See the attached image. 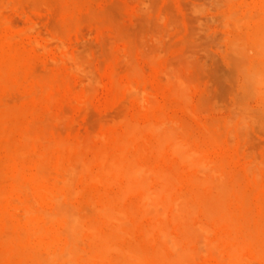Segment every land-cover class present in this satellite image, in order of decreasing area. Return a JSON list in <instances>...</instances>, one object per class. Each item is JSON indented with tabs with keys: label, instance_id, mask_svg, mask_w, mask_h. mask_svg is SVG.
Here are the masks:
<instances>
[{
	"label": "rangeland",
	"instance_id": "1",
	"mask_svg": "<svg viewBox=\"0 0 264 264\" xmlns=\"http://www.w3.org/2000/svg\"><path fill=\"white\" fill-rule=\"evenodd\" d=\"M244 19L247 20L245 23L244 21L240 22ZM39 20L41 22L44 20L45 25ZM32 22L38 25L33 26ZM0 23V34H3L7 27L12 29L13 36L17 34L22 36V38L16 36V39L19 37L17 40L14 37L15 43H20L19 45L22 46L28 44L27 49L32 56L27 73L18 72L13 79L0 81V172L3 166H8L16 161L15 152L17 151L15 150L22 149L23 151L24 148H29L31 151L24 149L25 152H29L25 159L28 163L33 155L32 147L35 146V143L38 152H44L43 150L46 147H51L50 145L53 147L49 149L52 158L44 164V169L48 168L45 170L46 173L49 170L55 173L50 175V171L48 172L52 178L57 174L53 157L58 155L60 142L67 146H70L67 143L73 144V150L83 155L86 160H92L93 155L96 160V155L99 152L111 148V140L102 139L103 134L111 132L121 134L122 123L126 118L142 122L148 115L152 118L160 116L168 121L171 120L170 122L174 123L178 131L180 128V132L185 133L184 137L195 149L207 154L210 163L214 162L210 171L204 172V179L209 178V183H212L211 180H213V184L222 180L221 183L228 188V192L230 191V201L222 211L223 215L231 214L238 217V226L258 233V222L262 214L261 204H264V168L262 167L264 165V96L259 95L253 87L250 90L249 86H246L249 82L246 75L254 66L264 65V49H262V45L264 48V0H0ZM11 25L16 28L13 29ZM32 27L36 28L32 30ZM78 27L79 30L81 29L80 31H78ZM24 29L25 34L22 33ZM65 33L66 36H64ZM34 38L39 39V45L42 43V45L51 44L45 53L42 50L44 49L42 45H34V42L33 44L30 42L31 40L36 41ZM60 38L61 40L65 38L64 41L67 42V45L65 42L63 43L69 52L67 53L68 58L64 56L66 61L71 58L74 60L70 56H74L75 53V57L80 59L81 66H86L82 69L85 74L84 72L80 73V70L78 73V69L77 73L74 71L77 68L73 65L74 61L69 65L62 58L64 48L58 47ZM82 41H85V44ZM35 46L38 47L35 48ZM57 47L60 49L57 50ZM57 55L58 57H56ZM54 59L60 64H55ZM149 59L151 62L148 61ZM120 60L121 64H119ZM91 63L92 67H90L93 69L89 67ZM71 65L74 67L73 69ZM243 65L247 68L244 69L245 71L242 69ZM68 68L71 70L70 73ZM241 69L244 74L246 73L245 75L241 74ZM33 74L43 80L32 78ZM175 74L181 75L182 78ZM66 77L69 81L66 80ZM111 78L117 84L119 82V85L132 82L134 89L140 90V93L138 91L136 93L134 90L131 91L134 92L131 93L132 95H129L128 92L125 94L123 91H116L114 94L105 92L107 90L105 87L111 82ZM174 79L186 81L183 82V87L186 86V96L182 95L184 99L179 97L181 95L172 93L176 81ZM167 80L171 82L169 83ZM141 81L144 83L138 86ZM69 84L73 86H69ZM34 86L37 87V90ZM262 89L264 90V86ZM187 90H190L191 93ZM252 90L255 92L251 93ZM42 91H46L45 94ZM141 92L143 95L145 92V96L141 97ZM256 92L257 94H255ZM133 94H138L140 97ZM146 94H151V98ZM4 96L10 98L6 100L3 98ZM131 96L132 98H129ZM152 96L158 103L155 106H151L149 101H154ZM22 97L25 99H21ZM134 97L141 101L135 98L136 101ZM188 98L191 100L189 101ZM74 99L76 100L74 101ZM50 101L53 103L51 104ZM4 102L7 104L6 106ZM148 104L150 105L147 106ZM152 104L156 103L152 102ZM184 105L186 106L184 107ZM147 107L149 108L147 109ZM247 108H250V111ZM113 109L117 110L113 111ZM246 112L247 114H245ZM238 114L239 116H237ZM65 115L66 119H64ZM235 115L236 117H234ZM227 119L230 126L233 125L234 131L229 124V127L227 126ZM240 119L242 121L239 122ZM32 121L35 122L34 126L31 125L34 123ZM41 121L45 123L42 124ZM37 122H39L38 125ZM106 122L108 123L106 124ZM232 122L233 124H231ZM243 122L245 124H242ZM47 123L48 125H46ZM238 123H241V126ZM36 125L37 127H35ZM243 125L247 127L244 128ZM239 129H242L243 132ZM231 130L233 134L230 133ZM180 132L178 133L182 136V132ZM227 132L231 135H228ZM28 133H31V136ZM241 134L247 136L242 137ZM22 136L23 139H21ZM99 136L104 141L100 140ZM30 137H33V140ZM37 138L39 139L37 140ZM51 140L53 141L51 142ZM28 143L29 145H26ZM232 143L234 144L232 145ZM229 144L232 148L228 146ZM7 145L9 146L7 147ZM79 145L81 146L79 147ZM84 145H90L91 148L89 147L87 150L88 147H84ZM6 147H10L9 152L11 153H7ZM78 147L80 150H76ZM85 148L87 151L84 150ZM247 148L249 149L247 150ZM167 152H164L163 157H158L154 152L150 155L149 160L161 165L177 179L180 178L178 181L183 186V190L187 191L192 184L207 183V180L203 181V174L196 172L198 171L196 168L191 169L187 163L180 164L179 161L183 162L180 158L178 159ZM247 155H251V158H248ZM249 163L251 164L249 165ZM254 163L258 171L254 170ZM251 165L253 168L250 167ZM213 166H215L214 174L211 173L209 176L211 170L214 169ZM248 166L252 168L250 169L251 174L245 173L246 169L249 171ZM188 167L189 169H187ZM256 173H259L260 177ZM1 175L0 189L9 183V181H5L6 177ZM256 176L259 177L257 181ZM196 178H198L197 182L201 178L202 181L197 183ZM249 179H251L252 185H257L259 179L261 181L256 187L251 185ZM195 192L209 202L219 200V193L214 189L210 192L196 189ZM86 194L91 197L89 191H86ZM258 238L256 239V250L264 255V238L260 237V240ZM201 261L203 260L201 259ZM17 262V260L13 261L12 264H17ZM200 263L202 264V262ZM0 264L8 263L0 261Z\"/></svg>",
	"mask_w": 264,
	"mask_h": 264
},
{
	"label": "bare ground",
	"instance_id": "2",
	"mask_svg": "<svg viewBox=\"0 0 264 264\" xmlns=\"http://www.w3.org/2000/svg\"><path fill=\"white\" fill-rule=\"evenodd\" d=\"M15 2L17 3V1ZM255 12L256 11H254V13ZM260 13L262 14V12ZM245 19L240 22L244 21L245 23V21H247ZM42 22L40 21V23ZM236 24L238 25V23ZM3 25L4 24L2 23V26ZM5 25L7 26V24ZM34 25L35 24H33V26ZM37 25L38 24H36L35 26ZM237 25L234 26L237 27ZM11 26L13 27V25ZM8 28L9 27H7V30H4L6 29L4 28L3 30L5 32H3V34H0L2 35L0 40V81L8 79L11 80L17 75L16 73L18 72L27 73V68L29 67L32 60V56H30L29 50L27 49L28 44L26 46L19 45L20 43L16 44L14 41V37L16 39V36H19V34L13 36L12 29ZM14 28H16V26L13 27V29ZM35 28L32 27V30ZM80 30L78 27V31ZM22 33L25 34V29ZM64 36H66V33ZM19 37L22 38V36ZM19 37H17V39ZM47 38L49 39V37ZM64 39L62 38L61 40L60 38V45L58 44V47H60L61 49L64 48V50L62 51L64 54L62 55V58H64V56L66 58L68 55L67 53H69L66 50L68 49L65 47V45H67V42L64 41ZM38 40L39 39H37L36 41L31 40L30 42L32 44L34 42V45H39ZM73 40L75 39L73 38ZM64 42L65 45L63 44ZM82 43L85 44V41H82ZM49 45H42V47L44 48L42 49L44 53ZM36 47L38 46H35V48ZM58 47L57 50L60 49ZM259 48L257 47V49ZM262 49H264L263 45ZM59 55L61 56V54ZM56 57H58V55ZM70 57H73L74 60H72L71 58L68 59L69 61H66V59L64 58L65 61L68 62L69 65L73 64L74 61L73 65L77 67L74 71L76 72V70L78 69L77 72L80 70V73L84 72L85 74V71H83L82 69H84V67L86 66H81L80 59L78 57H75V53L74 56ZM70 60L72 61L71 63ZM91 60L93 61V59ZM148 61H150V59ZM242 61L244 62V60H241V62ZM66 62L61 61V63L63 64H66ZM119 62V64H121L122 61L120 60ZM56 63L57 61L55 62V64ZM58 64L60 63H57V65ZM129 64L131 65V63ZM245 65H243V67ZM90 66L92 67V63L91 65H89V67ZM243 67V70L247 69ZM73 68L74 67L72 66V69ZM242 69L241 74H244ZM68 70L70 69L68 68ZM40 72L42 73V71ZM70 72L71 70L69 71V73ZM35 74H33V77H31L34 79L37 78V80L42 79H39V76L36 77ZM164 75L166 74L164 73ZM180 76L181 75L177 77ZM246 76L249 81L248 85L246 84V86H249L250 90L253 87V89L257 91L259 95L264 96L262 95L264 94V90L262 89V87L264 86V65L254 66L253 68H251V70H249L248 75ZM66 80L69 81L67 77ZM183 82L177 79L175 81V84L172 83L174 84L172 93L178 96L181 95L179 97L184 99L182 95L186 96V86L184 85L183 87ZM143 83L141 81L138 86H141ZM169 83L167 84L169 85ZM69 86L73 85L69 84ZM34 88L36 89L37 87L34 86ZM105 88L107 89L105 92H108L110 94H114L116 93V91H123L124 93L128 92V94L130 95L131 93H134L131 91H136V88L134 89V84L132 82H127L119 85V82L117 84L112 78L111 82L107 84ZM76 90L79 91V89L77 88ZM187 91L190 92V90ZM255 91L252 90V92H250L253 93ZM42 92L43 94H45L46 91ZM145 92H143L144 95L141 92V97L142 95L145 96ZM257 92L255 94H257ZM138 93H140V90L138 91ZM151 94L146 95L150 97ZM31 95L33 94L31 93ZM37 95H39V93H37ZM133 95L140 97V95L138 94ZM23 97L21 99H28V97ZM3 98L7 100V98L10 97L4 96ZM129 98H132V96ZM135 98L136 97H134V99ZM190 98H188L189 101L191 100ZM52 99L51 101H53ZM154 99L155 98L153 97L152 100ZM75 100L76 99H74V101ZM138 101L141 100L138 99ZM149 101L151 102V106H155L158 104L155 100ZM53 102H51V104ZM72 102L73 100L71 101V103ZM152 102H155L156 104H152ZM6 105L7 104H5V106ZM149 105L150 104H148L147 106ZM141 106H143L142 103ZM185 106L186 105H184V107ZM148 108L149 107H147V109ZM151 108L153 109V107ZM239 108L241 107L239 106ZM185 109L187 110V108ZM249 109L250 108H247L248 111H250ZM114 110L117 109H113V111ZM188 110H190V108H188ZM50 111L48 112L50 113ZM189 112L191 113V111ZM247 112L245 114H247ZM66 115L64 119H66ZM237 116H239V114ZM234 117H236V115ZM56 121H58V119H56ZM170 121L160 116L152 118L150 117V115H148V117H146L142 122L135 119L131 120L126 118V120L122 123L121 134L115 132L103 134L102 139L111 140V148L104 149L99 152L96 155V160L94 159V155L92 160H86L83 155H80L78 152H75L73 150V144L67 143L70 144V146L68 145V147L65 143L60 142L58 145V155L53 157V162L55 163L57 174L52 178L48 175V172L50 170L46 173L45 170H47L48 168L44 169V164L52 158V156L49 154V149L52 147V145H50L49 142L48 144L51 147H46L47 150L45 147H42L46 150H43L44 152H38L37 147H35L36 144L34 143L35 146L32 147L33 155L29 159L28 163L25 161V159L28 157L27 154L29 152H25L24 149L28 151L27 149L29 148H24L23 151L22 149L15 150L17 151H14L16 153V161L12 162L8 166H3L0 172V174H3V176L6 177L5 181H9L7 186L0 189V261L7 262L8 264H12L13 261L16 260L18 261L17 264H201L200 262H202V264H264V255L256 250L257 237L264 238V204H261L262 214L258 222V233L249 231L245 227L243 229L240 227V225L238 226V217L231 214L223 215L222 211L225 210L230 201V191L228 192V188L221 183L222 180L217 181L215 184H213V180L211 179L210 180L212 181V183H209V178L206 179L207 183L203 184V182H201L202 178L203 181L205 180L204 172L206 173L210 171L211 165L214 162L210 163V159L207 154H204V152H200L199 150L195 149L192 144H190L188 139L184 137L185 133L182 131L181 136V134L178 133L180 132V128L178 131V129L175 128L176 126L174 125V123H171ZM226 121L228 126V119ZM240 121L242 120L240 119L239 122ZM233 122L231 124H233ZM38 123L39 122H37V125ZM44 123L45 122H42V124ZM107 123L108 122H106V124ZM34 124L35 122L31 125L34 126ZM242 124L245 123L243 122ZM37 125L35 127H37ZM46 125H48V123ZM239 125L241 126V123ZM230 127L231 129H233V125ZM243 127L245 128L247 126L243 125ZM47 129H49V126H47ZM242 129L239 130L241 131ZM233 131L231 130L230 133H232ZM230 133L228 135H231ZM24 135L26 136V134ZM28 135L31 136V133H28ZM246 136L243 135L242 137ZM23 138L24 137L22 136L21 139ZM30 138H32L33 140V137ZM38 139L39 138H37V140ZM102 139L100 137V140ZM229 139L230 138L228 137V140ZM233 139L235 138L233 137ZM26 140L30 141L29 139ZM52 141L53 140H51V142ZM233 144L234 143H232V145ZM26 145H29V143ZM8 146L9 145H7V147ZM80 146L81 145H79V147ZM85 146L87 145H84V147ZM228 146L231 147L230 144ZM79 147L76 150H80ZM87 147V150L89 149V147L91 148L90 145ZM86 148L84 150H86ZM7 149L8 152L6 149L5 152L11 153L9 152L10 147ZM248 149L249 148H247V150ZM167 151L170 152L172 156H176L178 157V159L180 158L183 161H179L180 164L187 163L191 169L194 167L198 170L196 171L197 173H202L203 177L201 176L202 178L201 180H199L201 182V185L192 184V186L188 187V190L185 191L183 190V186L181 185V183L178 181V179L180 178L177 179L161 165L152 163L149 160L152 153L155 152L158 157H163L164 152ZM247 157L251 158V155H247ZM251 163H249V165ZM254 165L255 163L253 164V166ZM253 166L251 165L250 167L253 168ZM189 167L187 169H189ZM213 167L214 169L211 170L209 176H211V173L214 174L215 166ZM262 167L264 168V165ZM247 168L249 169V171L246 169L247 172L245 173L251 174L250 169L252 168H249V166ZM254 170L258 171V169L256 168ZM52 173L54 172H49L50 175ZM217 173H215V175H217ZM256 175H259V173H256ZM0 177H2V175ZM259 177L256 178V181ZM1 179L3 180L4 178ZM197 179L198 178H196V182ZM213 179L215 180L216 178L214 177ZM249 180L252 185L251 179ZM260 181L261 180L259 179L257 182L258 184L256 183L257 185L252 186L258 187ZM196 189L209 192L214 189L219 193V200H215V202H209V200L207 201L206 199L199 196V194L195 192ZM86 191H89L91 197L86 196ZM201 259L203 261H201Z\"/></svg>",
	"mask_w": 264,
	"mask_h": 264
}]
</instances>
